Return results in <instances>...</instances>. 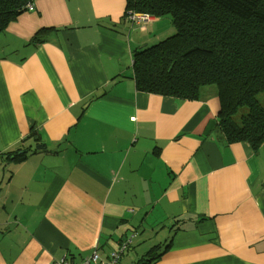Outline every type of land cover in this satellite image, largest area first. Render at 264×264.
Segmentation results:
<instances>
[{
  "label": "crops",
  "instance_id": "0c3cea01",
  "mask_svg": "<svg viewBox=\"0 0 264 264\" xmlns=\"http://www.w3.org/2000/svg\"><path fill=\"white\" fill-rule=\"evenodd\" d=\"M33 5L0 31V264L105 259L129 240L118 264L155 245L152 264H264V143H226L214 93L135 87L159 18L130 25L126 0Z\"/></svg>",
  "mask_w": 264,
  "mask_h": 264
},
{
  "label": "trees",
  "instance_id": "16d2710c",
  "mask_svg": "<svg viewBox=\"0 0 264 264\" xmlns=\"http://www.w3.org/2000/svg\"><path fill=\"white\" fill-rule=\"evenodd\" d=\"M33 3L0 0V31ZM125 9L169 16L175 30L133 54L136 89L184 101L214 93L217 132L228 144L247 142L256 151L264 143V0H126ZM159 247L138 263L162 257L154 253Z\"/></svg>",
  "mask_w": 264,
  "mask_h": 264
},
{
  "label": "built area",
  "instance_id": "2783aa9c",
  "mask_svg": "<svg viewBox=\"0 0 264 264\" xmlns=\"http://www.w3.org/2000/svg\"><path fill=\"white\" fill-rule=\"evenodd\" d=\"M26 9L27 11H33V4H29ZM125 17L130 25L146 26L154 21V17L150 15L138 14L134 12H129ZM129 243L130 240L119 244L118 247L114 251H111L105 259L100 258L97 247H94L91 253L80 261L74 262L63 259L55 264H118L121 255L127 249Z\"/></svg>",
  "mask_w": 264,
  "mask_h": 264
},
{
  "label": "rangeland",
  "instance_id": "374dc122",
  "mask_svg": "<svg viewBox=\"0 0 264 264\" xmlns=\"http://www.w3.org/2000/svg\"><path fill=\"white\" fill-rule=\"evenodd\" d=\"M149 29H150V36H151L152 40H150V42H148V45H152V44L158 43V42L166 39L167 37H170L171 35H173V33L175 31L174 27L170 23V17L169 16H166L165 18H159L155 23H153V25H149ZM155 33L162 35V36H160L158 38L159 40H153V37H154ZM166 232L168 234L170 232V230H167ZM169 237H171V236L169 235ZM158 241L159 240L157 238L156 242H158ZM160 243H164V242L161 241ZM133 247H134V249L132 251H136L137 253H143V254H140L139 257H141L142 255H144L145 252H147L150 249L151 246H147L146 244H141V245H136V246H133ZM141 258H139V260Z\"/></svg>",
  "mask_w": 264,
  "mask_h": 264
}]
</instances>
